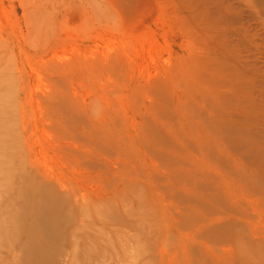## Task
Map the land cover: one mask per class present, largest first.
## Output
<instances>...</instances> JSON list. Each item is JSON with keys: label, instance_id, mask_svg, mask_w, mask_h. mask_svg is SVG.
I'll return each mask as SVG.
<instances>
[{"label": "rangeland", "instance_id": "rangeland-1", "mask_svg": "<svg viewBox=\"0 0 264 264\" xmlns=\"http://www.w3.org/2000/svg\"><path fill=\"white\" fill-rule=\"evenodd\" d=\"M2 114L43 264H264V0H0Z\"/></svg>", "mask_w": 264, "mask_h": 264}, {"label": "bare ground", "instance_id": "bare-ground-1", "mask_svg": "<svg viewBox=\"0 0 264 264\" xmlns=\"http://www.w3.org/2000/svg\"><path fill=\"white\" fill-rule=\"evenodd\" d=\"M2 118L3 114L2 117H0V134L3 130H9V125L6 123L7 121H3ZM3 140L4 139L0 137V209L2 210L1 213L4 212V214L7 215V217L5 218L7 219L9 226L11 227L10 235L12 239H15L18 235H23L25 238V245L23 246V250L25 252H28L30 256L29 259L25 260L24 264L46 263L47 258L51 256V254L49 249L47 250L44 247L45 245L47 248H49L45 242H49L55 239L59 231L53 227V224L51 225L50 220H46L47 218H45V215L43 214L42 210L39 209V206H37L36 204L35 207L32 206L30 208L31 210L28 211L29 208L27 205L31 202H35L36 198L38 197L39 199V196H41V194H39L41 192L39 189H36V186H27L25 184L13 186V184H11L10 180L12 179V176L14 174L10 163H13V159L12 155L9 153V150L5 149V147L1 145ZM15 193H17L16 195H18V199L20 198L21 200H23L24 208L21 207V209H19L16 208V206H13L14 200L12 195ZM3 195H6V197ZM45 228L47 230H45ZM34 256L37 257L35 261L33 260Z\"/></svg>", "mask_w": 264, "mask_h": 264}]
</instances>
